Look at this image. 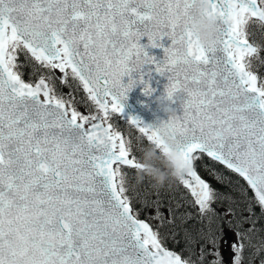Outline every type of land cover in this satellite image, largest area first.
<instances>
[{"label":"snow or ice","instance_id":"obj_1","mask_svg":"<svg viewBox=\"0 0 264 264\" xmlns=\"http://www.w3.org/2000/svg\"><path fill=\"white\" fill-rule=\"evenodd\" d=\"M195 2L0 0V264H243L257 206L264 219V57L249 39L253 18L264 25V0H209L221 26L208 49L187 28ZM148 47L163 48V61ZM145 65L167 75L163 98L179 100L181 114L169 122L181 136L179 181L209 221L202 239L210 250L202 245L197 260L167 247L161 229L175 226V210L166 218L160 200L138 204L125 179L144 165L115 115L138 82L151 94ZM80 86L87 96L77 100ZM127 121L169 154L154 125ZM205 156L235 174L214 176L228 191L199 174ZM241 203L247 216L233 207Z\"/></svg>","mask_w":264,"mask_h":264},{"label":"clouds","instance_id":"obj_2","mask_svg":"<svg viewBox=\"0 0 264 264\" xmlns=\"http://www.w3.org/2000/svg\"><path fill=\"white\" fill-rule=\"evenodd\" d=\"M179 19L183 23V4L180 6ZM191 20L187 28L192 32L193 39L205 49L214 47L218 43V34L221 26L220 17L211 13L209 0H196L190 10ZM159 100V98H158ZM162 110L168 115L167 121H160L155 128L160 139L170 149L167 156L155 144L146 145L139 149L140 162L144 169L140 172V179L145 177L154 182L155 187H162L172 179L179 180L183 171L181 160L178 158L176 148L181 141L179 132L170 126L177 115L174 108L164 105Z\"/></svg>","mask_w":264,"mask_h":264},{"label":"water","instance_id":"obj_3","mask_svg":"<svg viewBox=\"0 0 264 264\" xmlns=\"http://www.w3.org/2000/svg\"><path fill=\"white\" fill-rule=\"evenodd\" d=\"M140 43L143 45L148 44L147 36L141 37ZM161 43L164 47L170 45L171 41L169 38L165 37ZM149 55L154 56L158 62H162L164 58L163 48L157 47L146 48ZM154 65H145L143 72L144 81L147 85H150L152 91L150 95L145 94L144 88L145 83H137L126 95V99L121 101L123 106V115L127 120L131 118H138L142 120L145 124L155 125L160 121H167L168 115L162 110L164 105L170 106L176 109L177 114H181L179 107V100L175 103L170 104L163 97L165 95V86L168 83L167 75H160L155 72ZM132 78L139 81V74L133 73ZM124 83L129 80L128 76L123 78ZM83 89V88H82ZM159 98V100H158ZM130 122V121H129Z\"/></svg>","mask_w":264,"mask_h":264},{"label":"trees","instance_id":"obj_4","mask_svg":"<svg viewBox=\"0 0 264 264\" xmlns=\"http://www.w3.org/2000/svg\"><path fill=\"white\" fill-rule=\"evenodd\" d=\"M23 60V56L22 54H18V60L17 62H21ZM25 73H31L33 71L32 67L31 66H28L24 69ZM27 78V77H25ZM79 107V106H78ZM79 110L80 111H85V109H82L81 107H79ZM130 131H131V134H134V136H138L139 137V140H140V144L142 146H146L148 145L145 141V139L138 133L137 130L133 129V128H130ZM202 165H207L208 167L205 168L203 166H200L198 167V172L200 175L204 176L207 181H209L213 186L217 187V188H221L223 191H228V189H224L222 187V184L221 183H218L216 179H214V176L216 175H220V174H223L225 177L226 176H229V175H232L233 178H235V174H231L229 172V170L225 169L224 167L218 165L217 163L209 160L208 158L204 157L203 161L201 162ZM128 174H127V178L128 180H131V181H134V179H136L137 177V174L138 172H136L135 170H132V169H129L127 170ZM241 182L242 183H245L242 181L241 179ZM232 195L234 197H237L239 198V193H236V192H233ZM249 195H251V193H249ZM227 205V204H226ZM233 207L236 208V212L239 216L241 217H244V216H247L248 213L246 211H242V208H243V204L241 203L239 206L238 205H233ZM225 211V210H224ZM217 212H223L222 210L219 211L217 210ZM255 212H256V221H257V224H256V231L254 233H249V239L246 240L247 244H248V247H252V246H256L258 249L256 251V253L254 254V259L256 261H259L261 262V259H264V219H261V213H260V208L257 206L255 208ZM243 228L244 229H247L249 227H251V224L250 223H243L242 224ZM258 250H261L258 252ZM247 251H250L249 249ZM246 251V254L248 253ZM251 254V252H250Z\"/></svg>","mask_w":264,"mask_h":264},{"label":"rangeland","instance_id":"obj_5","mask_svg":"<svg viewBox=\"0 0 264 264\" xmlns=\"http://www.w3.org/2000/svg\"><path fill=\"white\" fill-rule=\"evenodd\" d=\"M148 179H150V178H148ZM169 182H171V181H169ZM137 183H138V181H137ZM142 183H146V179H143L142 180ZM167 183H166V186H168L169 189H173L174 188V187L172 188V185L170 183H168V185H167ZM153 185H154V182L153 183H149V184L146 183L147 188H146V186L144 188L142 186L141 187L138 186V189L137 190H136V188L135 189H131L133 191L134 197L137 199L138 202H143L144 200H147L148 201V200H151V199L154 198V196L158 192V188L155 187V186H153ZM173 190H175V189H173ZM155 191H156V193H155V195H153ZM147 196H150L151 199L150 198H147ZM154 208H155V205L153 204V209H152V212H151L152 214H154ZM161 211H162V209H161ZM152 214H150V215H152ZM152 222H154L155 224H158L159 223L158 220H153ZM228 237H229V238H227L228 242H232V241L235 240V236L234 235L232 236V234H230ZM185 244H186V246H189L188 248L184 249L185 250L184 253L187 254V257H191L192 260H194V257L195 256L198 258L199 255H200V250H201L199 248V243L198 242H195L194 247H192L191 246V243L188 240H185ZM225 244L226 243L223 242V246L221 247V249H222L221 251L222 252L224 250V245ZM205 247H208L209 250H210V246L205 245ZM192 252L194 254L193 256L191 255ZM226 256L228 257L229 255L227 254ZM210 258L211 257H209V259ZM225 259H228V258H225Z\"/></svg>","mask_w":264,"mask_h":264},{"label":"flooded vegetation","instance_id":"obj_6","mask_svg":"<svg viewBox=\"0 0 264 264\" xmlns=\"http://www.w3.org/2000/svg\"><path fill=\"white\" fill-rule=\"evenodd\" d=\"M250 31L252 32V35L249 39L254 41L255 46L258 47L259 55L264 57V25L258 20L250 21ZM259 71L260 69H258V73Z\"/></svg>","mask_w":264,"mask_h":264}]
</instances>
